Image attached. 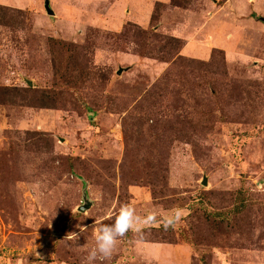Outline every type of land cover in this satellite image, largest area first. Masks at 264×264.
Here are the masks:
<instances>
[{
    "label": "rangeland",
    "instance_id": "rangeland-1",
    "mask_svg": "<svg viewBox=\"0 0 264 264\" xmlns=\"http://www.w3.org/2000/svg\"><path fill=\"white\" fill-rule=\"evenodd\" d=\"M44 4L0 0V264H83L123 203L183 217L94 264H264V0Z\"/></svg>",
    "mask_w": 264,
    "mask_h": 264
},
{
    "label": "clouds",
    "instance_id": "clouds-1",
    "mask_svg": "<svg viewBox=\"0 0 264 264\" xmlns=\"http://www.w3.org/2000/svg\"><path fill=\"white\" fill-rule=\"evenodd\" d=\"M182 217L183 210L180 208L174 209L169 215L160 217L155 212L140 215L133 205L123 203L119 206L118 211L109 215L108 219L112 221L111 223L101 221L94 225L95 246L87 251L83 264H94L97 260L101 262L110 261L120 240L126 237L129 232L140 234L142 227L153 224H160L167 230L179 223ZM84 230L85 228H81L80 232L83 233ZM65 238L76 244V241L79 240V234L72 232Z\"/></svg>",
    "mask_w": 264,
    "mask_h": 264
},
{
    "label": "trees",
    "instance_id": "trees-1",
    "mask_svg": "<svg viewBox=\"0 0 264 264\" xmlns=\"http://www.w3.org/2000/svg\"><path fill=\"white\" fill-rule=\"evenodd\" d=\"M172 2H173V4L177 5L175 1H172ZM159 5L160 4L156 5V9H158ZM10 11H11L10 9H7L6 7L0 6V25H6V24L10 23V21L13 19V17H10V19H7L9 16L8 12H10ZM175 42H179V40H176ZM242 207L243 206H241V203H240L238 210H240V208H242Z\"/></svg>",
    "mask_w": 264,
    "mask_h": 264
},
{
    "label": "water",
    "instance_id": "water-1",
    "mask_svg": "<svg viewBox=\"0 0 264 264\" xmlns=\"http://www.w3.org/2000/svg\"><path fill=\"white\" fill-rule=\"evenodd\" d=\"M44 2H45L44 7H45L46 12L49 15H52L53 16L54 15V11H53V9L50 6V0H44ZM261 20L264 22V19H261ZM29 86H32V83L31 82H29ZM204 184H206V182H204ZM87 208H88V206H82L80 208V211H83L84 212Z\"/></svg>",
    "mask_w": 264,
    "mask_h": 264
}]
</instances>
